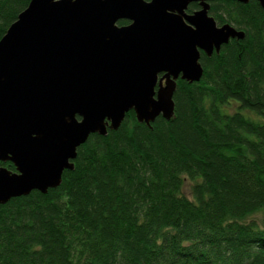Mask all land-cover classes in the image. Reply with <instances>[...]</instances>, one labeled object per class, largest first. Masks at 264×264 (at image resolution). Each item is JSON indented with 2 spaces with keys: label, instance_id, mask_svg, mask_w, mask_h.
<instances>
[{
  "label": "trees",
  "instance_id": "trees-1",
  "mask_svg": "<svg viewBox=\"0 0 264 264\" xmlns=\"http://www.w3.org/2000/svg\"><path fill=\"white\" fill-rule=\"evenodd\" d=\"M30 2L0 0V40ZM210 15L245 38L201 53L172 119L131 111L58 188L0 205V264H264V10L217 0Z\"/></svg>",
  "mask_w": 264,
  "mask_h": 264
},
{
  "label": "water",
  "instance_id": "water-1",
  "mask_svg": "<svg viewBox=\"0 0 264 264\" xmlns=\"http://www.w3.org/2000/svg\"><path fill=\"white\" fill-rule=\"evenodd\" d=\"M214 1L31 0L0 40V162L17 169L0 168V205L58 188L78 148L131 111L172 119L178 81L204 76L201 52L245 38L217 25Z\"/></svg>",
  "mask_w": 264,
  "mask_h": 264
},
{
  "label": "flooded vegetation",
  "instance_id": "flooded-vegetation-1",
  "mask_svg": "<svg viewBox=\"0 0 264 264\" xmlns=\"http://www.w3.org/2000/svg\"><path fill=\"white\" fill-rule=\"evenodd\" d=\"M194 4H198L199 5V3H194ZM193 5V4H192ZM210 5H211V3H210ZM200 5H199V8L198 9H196V10H194L193 12H191V13H189V14H193L195 11H198V10H200ZM209 14H210V11H209ZM129 24V22L127 23V24H125V25H128ZM217 25H218V23H217ZM119 26H124V25H119ZM219 27H221V26H223V25H218ZM202 53V52H201ZM204 53V52H203ZM1 167H3V168H6L7 170H9L10 172H12V173H16L17 172V169H16V167H15V165L11 162V161H8V162H5V163H2V162H0V168Z\"/></svg>",
  "mask_w": 264,
  "mask_h": 264
},
{
  "label": "rangeland",
  "instance_id": "rangeland-1",
  "mask_svg": "<svg viewBox=\"0 0 264 264\" xmlns=\"http://www.w3.org/2000/svg\"><path fill=\"white\" fill-rule=\"evenodd\" d=\"M191 184H193V182L191 180L186 179L185 184H184V189H183L184 195H186L189 199H192V194H191L192 185Z\"/></svg>",
  "mask_w": 264,
  "mask_h": 264
},
{
  "label": "bare ground",
  "instance_id": "bare-ground-1",
  "mask_svg": "<svg viewBox=\"0 0 264 264\" xmlns=\"http://www.w3.org/2000/svg\"><path fill=\"white\" fill-rule=\"evenodd\" d=\"M193 4H194V3H193ZM191 5H192V4H191ZM191 5H190V6H191ZM190 6H189L188 9H187V13H188V10H189ZM188 14H189V13H188ZM83 145H84V144H83ZM80 147H81V146H80ZM80 147H79V148H80ZM79 148H78V149H79Z\"/></svg>",
  "mask_w": 264,
  "mask_h": 264
}]
</instances>
